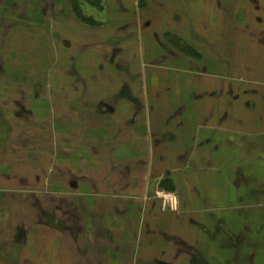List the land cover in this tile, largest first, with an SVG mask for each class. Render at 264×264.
Wrapping results in <instances>:
<instances>
[{"label":"crops","instance_id":"1","mask_svg":"<svg viewBox=\"0 0 264 264\" xmlns=\"http://www.w3.org/2000/svg\"><path fill=\"white\" fill-rule=\"evenodd\" d=\"M29 1L31 5H23L46 13L41 27L49 30L47 38L51 26L67 35L70 20L60 23L52 12L60 0ZM136 1L99 0L98 10L110 15L99 21L103 24L99 34L83 36L73 30L71 41L63 43L64 47L71 43L91 46L78 52L73 45L74 52H65V56L79 60L78 66L61 68L69 77L73 69L80 76L78 90H72L80 92V99H66L63 105L64 126L76 124L77 131L63 127L62 151L56 149V132L48 133L47 154L63 155L64 174L75 180L56 186L60 180L50 177L54 158L47 166L48 178L45 175L40 180V136H36V148L29 149L37 159L33 163L15 170L6 160L0 162L1 172L10 168L9 174L1 175L0 210L8 204L13 207L3 217L11 220L7 245L16 248L14 254L6 246L8 254L0 264L258 262L257 254L264 247V94L251 98L258 96L251 94L258 86L239 93L241 85L233 82V69L217 70L208 63L209 69L206 63L191 62L166 46L163 35H155L150 46H142V59L148 60L142 69L158 77L149 83L145 78L139 86L136 59L141 58L129 40L131 29L140 26L145 33L149 28L168 29L174 23L182 43L190 37L184 26L177 29L184 22L183 0H145V8H139L144 0ZM6 2L0 0V8L8 9ZM190 7L203 17L202 8L195 3ZM209 13L197 19L196 29L204 28L200 23L206 22ZM221 23L226 27L224 19ZM8 24L0 19V31L3 26L11 29L8 33L15 27H30ZM80 29L86 34L87 30ZM4 39L0 42L2 61L8 54L3 50ZM49 39L46 49L53 53L52 60L54 41ZM224 42L216 44L226 46ZM192 44L199 52L201 42L192 40ZM208 49V60L221 59L212 55L213 50L217 52L215 47ZM221 50L226 59L227 49ZM17 70L15 74H23L21 68ZM19 86H13L12 99L10 91L0 88L1 115L3 108L21 109L23 115L25 108L39 106L37 100L26 97L24 101L23 93L30 90ZM29 112L37 116L33 109ZM26 130L19 133L25 136ZM94 156L109 157L106 163L89 165L87 157ZM75 160L80 162L79 170L72 166ZM89 174L97 179L91 181ZM166 194L175 198L174 209L170 210Z\"/></svg>","mask_w":264,"mask_h":264},{"label":"rangeland","instance_id":"2","mask_svg":"<svg viewBox=\"0 0 264 264\" xmlns=\"http://www.w3.org/2000/svg\"><path fill=\"white\" fill-rule=\"evenodd\" d=\"M5 1H7L6 3L8 4L7 6L8 9L0 8V19L6 20V22L8 21L9 24L14 23L15 25H21L20 23H23L30 27H27L26 29L23 27H15L12 32L8 33L11 29L9 27L7 28L3 26L4 28L0 31V37H3L2 39L6 37V39H4L5 44L3 45V50L5 53H8L6 55V58L3 59V61L0 60V86H1L0 88H2L3 91L4 90L10 91L8 95L11 96L12 99L15 98V96L13 95V91L11 93L13 86L18 84V87L22 88V86H19V84L20 85L24 84L27 86L26 89H24V91L30 90L23 93L24 101H27L26 97L28 100L31 99L37 100L39 106L37 108L33 107L29 109V110L33 109L34 111L37 112L36 117L31 116L32 114L31 112H29V110H27V108H25V110L23 111L24 112L23 115H21L22 114L21 109L20 110L13 108L2 109V115L0 114V121L2 120V123L0 122V134H1L0 162H4L6 160V162H8L10 165L9 167H13V169L15 168V170L20 169L21 165L26 166L28 164L33 163V161L37 159L29 154L31 152L29 149H31L32 145L35 146L36 148L34 142L38 141V138L36 136L38 137L40 136L43 138V140H40L41 141L40 143L37 142L40 146V157L38 159L40 163V167H39L40 171L37 174L38 177L40 178V180L45 175L48 178L47 166L50 163L52 164L54 163L53 162V158H54L55 170H52L50 172L51 175L50 177L53 180L54 179H56L57 181L60 180V183L58 182L56 183L57 187L59 185H63L62 181L68 184L69 181L75 179L71 178V175L70 177L69 175L65 176L64 169L62 166L64 163L63 155L51 156L52 151L49 153L51 155L47 154L48 153L47 144L49 143L48 133L49 131L53 132V134L54 132H56L55 133L57 139L56 149L62 151L63 140L65 136V132H64L65 128L72 127V130L75 131V133L77 131L76 124H70V125L66 124L64 126L65 124L64 122H66L67 119L66 116L64 115L65 111L63 109V105H65V103L67 104V102L64 101L66 99H74L75 101L80 99V92L74 93L72 91L73 89L78 90V88L76 87L79 86L78 82H80V76H78L75 70L73 69L72 71L73 75H70L71 77H69L63 72L61 68H64L63 66L67 68L74 67V65L78 66L77 62L79 60L67 59L65 56V52H74V50L81 52L82 48L84 50L85 48L87 49L91 46L88 44L86 45L81 43L80 44L71 43L68 46L64 47L63 43L68 39H69L68 41H71V38L69 36L70 33L73 34V30L75 31L76 34H81L83 36L85 35H92L93 37L97 36L99 34L98 28H102L103 26V24L100 23L99 21H102L103 19L107 20L108 17H110V15H108L107 13H102L101 11L98 10L99 6L94 5L93 2L94 1L99 2V0L91 1L93 4L89 2L81 3L80 11L82 15L85 18L91 17L93 20L92 23L94 24H89L88 22L82 23L83 21L80 22V20L76 17V15H74L72 11L70 4L71 0L58 1L57 4L55 5L56 11H52L54 12L55 18L57 19V21H60V23H62V21H65V19H68V21L69 20L70 21L68 23L69 28L66 29L68 36L64 35L62 29L60 30L59 28L53 26L50 27L51 35L49 34L50 36L49 38L52 39L51 41H54L53 44L54 50L52 51H54V55H55V58L51 60L53 53L52 52L50 53L51 50L50 51L47 50L49 49V45L47 41L50 39L47 38L46 34L49 32V30L44 29V27H41L44 26L43 18H45L46 13L36 12V11L33 12L30 7L23 5V3H28V2L31 5V1L29 0H5ZM166 1H167L166 3H169V0ZM224 1L225 0H183L182 1L184 13H183V18L181 20H183L184 22L182 23L180 21L179 24H177V29H180L182 26H184L185 27L184 33H186V35H189L190 37L189 41L184 40L182 43L181 40L177 38L175 33L176 28L173 26L174 23L171 24L168 29L159 28V27L149 28L146 29L145 33H142V31L144 30L143 28H141L140 26L139 27L135 26V28L131 29L128 33L130 39L127 36L125 37V39L130 40V42L134 45L133 47L135 49L134 50L135 53L141 59H142L141 50L143 48L142 46H144L145 48L146 46L147 47L150 46L151 42L154 41L155 35L158 38H160L159 37L160 35L161 36L163 35V43H165L166 46H168L170 49L173 50L176 49L177 51L181 46L187 44L192 45V49H195L196 45L192 44V40L196 41L198 39L202 45L201 49H199L202 51L201 53L202 56L199 57L198 59L194 57L192 58V61H194L195 63L197 62L200 63L201 66L203 63H206V67L209 69L211 68L209 67V64L211 65V63H213V66H215L217 70L218 69L220 70L222 68L233 69L234 70L232 76V78L234 79L233 82H236L238 85H241L238 86V89L237 88L235 89H237L238 92L240 93V91H243L245 88H250V87L253 88L255 86H258L257 90L255 89L252 90L253 92H251V94L255 92V94H257L258 96L251 98H261V95L264 94V87L262 86L264 85V0H226V4L224 3ZM136 2L138 3V0ZM194 3L200 8H202L203 17L207 14L208 11L211 13V14L209 13V17L206 18L205 23L204 22L200 23L204 27V28H199L200 33L197 32L199 29H196L197 27H195V24H197L196 21L199 17L201 19L203 17L199 16V13L196 14L195 11H192L190 9L191 8L190 5ZM54 4L55 2L53 3V5H51L52 6L51 9L54 8ZM145 7H147V4L146 1L144 0L143 7L139 5V8H145ZM217 19H221V20L224 19L226 27L224 26L223 23H221V20L217 21ZM20 20L25 22H21ZM209 24L214 27L211 26L208 27ZM34 26L35 27L39 26V27H37V29H34L33 28ZM222 26H224L225 28H222ZM80 27L82 29H80ZM79 29L81 31L83 29L87 30L86 34L80 32ZM110 29L111 27H108L106 31H109ZM33 30L34 31L36 30L37 32L36 31L33 32ZM36 36L42 38L38 40L36 39ZM223 36L227 37L225 38L226 40H221V38L224 39ZM167 37L168 39H170V41H167ZM2 39L0 40V42L2 41ZM208 42H210L209 43L211 44L210 46L209 44H207ZM219 42L222 43L224 42L226 46L221 44L220 45L216 44ZM73 45L75 46L74 50H73ZM219 46H221V48ZM208 47L211 48L215 47L217 52L213 50L214 54L212 55L213 56L215 55V57L221 59L208 60L209 57L208 58L206 57L207 50H209ZM224 47L227 49L226 55H224L226 59L225 58L222 59L224 50L221 49H223ZM43 48L45 49L47 48V49L42 50ZM202 48L204 49V52ZM229 50H231L230 55H229ZM178 53H180L181 56L183 55L179 51ZM190 54H192V51L190 52ZM209 55L212 56L211 53H209ZM57 56H59L60 58H58ZM144 56H145V52H144ZM141 59H136L137 68L140 70L138 72V77L136 79V83L139 84V86L144 84L145 78H147V83H149L150 81L153 82L152 79L154 80L158 77L156 75L154 76L153 72L152 73L150 72V74L147 75L146 72L148 71V69L144 71L142 69V66L144 63L147 64L148 60H144V59L141 60ZM189 60L191 61L190 57ZM179 61L180 63L182 62V60ZM103 62L106 63L105 61ZM170 62L172 61L170 60L169 63ZM58 63H59L58 68H54L56 65H58ZM72 63L74 64L72 65ZM172 64H175V62H172ZM106 66L108 65L106 64ZM102 67L103 66H101V68ZM20 68L22 69L23 74L20 75L15 74L17 71H19L17 69ZM55 69L56 71L54 72ZM10 71H12L13 73L10 74ZM90 78L91 77H89V79ZM245 81L249 83H246ZM35 87L37 89H35ZM94 93L95 92H91L90 94H94ZM18 98L20 97L18 96ZM92 98L94 99V95ZM53 106H55V108ZM51 112L52 114L50 115ZM21 129L23 131L27 129L26 130L27 135L22 136V134L19 133ZM26 137H31V138L29 140H26L25 139ZM105 144L107 145L109 144V142L106 141ZM22 146L24 147L22 148ZM22 149H26L27 151H24ZM108 157L109 156L87 157L88 161L87 160L86 161L89 165H94V164L101 165L102 163L107 162ZM76 160L74 161L75 165L72 166H74V169L79 170L78 169L80 164V162H78L79 158L78 161ZM9 169L10 168L6 167V169H3L4 170L3 172L0 171V183H3L1 182L3 179L1 175L9 174L8 172ZM95 174H96L95 172L91 173V175H95ZM18 177L19 175H17L16 178L20 179V177L19 178ZM32 177L33 175L31 174V178ZM91 177L89 174L88 178L91 181H95L97 179L95 177L92 178ZM76 180L78 179L76 178ZM47 190L49 191L48 188L44 189V191ZM2 208L3 210H0V230H1L0 236L2 235V238L0 237V259L3 258V255L8 254V252L6 251V246H8L9 250H13V253H14V249H16L14 246L7 245L9 243V240H7L9 238H7V236L8 237L10 236L11 233H9V231L12 230L11 229L12 227H10L11 220H8L7 217H3L5 210L10 212L9 209L13 207H10V205L8 204ZM262 248H263L262 252H260L259 249V252L257 254L256 261L258 262H256V264H263L264 262L263 260L264 247Z\"/></svg>","mask_w":264,"mask_h":264},{"label":"trees","instance_id":"3","mask_svg":"<svg viewBox=\"0 0 264 264\" xmlns=\"http://www.w3.org/2000/svg\"><path fill=\"white\" fill-rule=\"evenodd\" d=\"M91 1H93V0H71V8H72V11H73V13H74V15H76V17L80 20V22H82V23H86V22H88L89 24H94V23H92L93 22V20H92V18L91 17H84L83 15H82V13H81V3H91V4H93L94 3V5L95 6H100V4H99V2H91ZM96 23H98V22H96ZM86 25V24H85ZM188 45V46H187ZM187 45H183V47L181 46L179 49H178V51L179 52H181V54H183V55H185L186 57H190L191 59L192 58H199V57H201L202 56V54H201V52H200V50H199V52L196 50V48L195 49H193L194 51H196V55H192V54H190V52L191 51H189L188 49H192V46L191 45H189V44H187ZM191 55V56H190Z\"/></svg>","mask_w":264,"mask_h":264},{"label":"built area","instance_id":"4","mask_svg":"<svg viewBox=\"0 0 264 264\" xmlns=\"http://www.w3.org/2000/svg\"><path fill=\"white\" fill-rule=\"evenodd\" d=\"M165 197H167V200L168 201V204H169V207H170V210L171 209H174L176 207V200L174 197L170 196V195H164Z\"/></svg>","mask_w":264,"mask_h":264}]
</instances>
